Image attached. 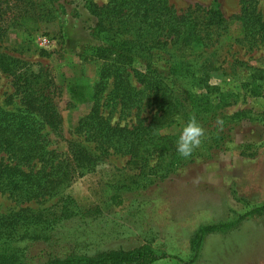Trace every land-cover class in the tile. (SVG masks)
Listing matches in <instances>:
<instances>
[{"label":"rangeland","instance_id":"rangeland-1","mask_svg":"<svg viewBox=\"0 0 264 264\" xmlns=\"http://www.w3.org/2000/svg\"><path fill=\"white\" fill-rule=\"evenodd\" d=\"M93 1L99 7L108 2ZM169 2L178 12L208 9L214 2L220 6L226 28L212 49L217 51L220 71L210 83L221 88L213 98V113L224 101L226 116H239L233 120L234 139L226 150L208 153L200 144L192 156H175V162L182 159L179 165L172 164L175 157H151L147 166L132 163L130 156L96 148L76 133L92 108L90 97L102 65L85 54L88 47L101 44L91 36L97 18L83 2L67 3L62 10L37 0L36 11L28 18L2 16L0 53L21 60L33 71H45L58 87L63 124L59 136H50L53 146L67 152L68 141L75 139L102 155L95 172L77 177L59 195L18 203L0 193V214L45 211L49 221L2 245L13 264H46L53 258H88L138 248H149L161 257L153 264H264V211L260 210L264 207V95L250 97L243 86L248 78L264 76V43L254 45L244 39L239 0ZM259 9L264 12V0H259ZM78 87L85 89L87 101L71 96L70 89ZM111 91L112 85L106 93ZM231 92L244 100L232 103ZM19 98L12 79L0 71V105L17 109ZM102 110L111 124L121 127H132L139 120L148 123L155 113L147 106L140 111L114 106L110 99ZM186 123L179 118L160 134L172 136L176 146ZM66 198L72 201L66 203ZM213 226L220 228L204 236L195 257L194 234Z\"/></svg>","mask_w":264,"mask_h":264},{"label":"trees","instance_id":"trees-1","mask_svg":"<svg viewBox=\"0 0 264 264\" xmlns=\"http://www.w3.org/2000/svg\"><path fill=\"white\" fill-rule=\"evenodd\" d=\"M45 1L62 10L67 3L83 2L97 18L91 36L101 45L88 47L85 54L102 65L90 97L92 108L76 129L85 142L130 156L132 163L147 166L151 157L170 159L178 155L174 138L160 131L182 118L187 122L195 119L202 127L200 144L208 153L231 145L236 125L233 120L239 116H226L228 105L224 101L213 113V98L221 88L210 83L220 71L217 51L212 49L219 45L226 28L217 2L208 9L196 7L178 12L169 0H108L102 7L93 0ZM36 2L0 0V24L7 14L28 18L36 11ZM239 3L238 20L244 39L250 44H263L264 12L259 9V0ZM0 71L12 79L15 93L20 96L17 109L0 105V193L18 203L42 200L59 195L77 177L95 172L102 155H95L83 142L69 140L67 152L53 146L50 136L60 135L63 120L57 103L58 87L51 76L2 53ZM110 85L112 91L107 94ZM243 86L248 96L262 97L264 76L248 78ZM70 92L78 102L87 101L84 88H72ZM231 94L235 98L232 103L244 100L239 93ZM109 99L114 106L138 111L147 106L155 113L148 123L139 120L132 127L113 125L102 110ZM175 159L172 164L182 161ZM260 210L264 211V207ZM44 214L45 211L35 214L29 209L0 214V264H13L3 254L4 244L33 227L49 224ZM219 228L204 227L194 234L191 245L195 257L204 236ZM160 259L153 250L138 248L88 258H53L46 264H153Z\"/></svg>","mask_w":264,"mask_h":264},{"label":"clouds","instance_id":"clouds-1","mask_svg":"<svg viewBox=\"0 0 264 264\" xmlns=\"http://www.w3.org/2000/svg\"><path fill=\"white\" fill-rule=\"evenodd\" d=\"M204 130L199 123L193 119L187 122L178 135L176 141V151L182 157H189L200 145Z\"/></svg>","mask_w":264,"mask_h":264},{"label":"crops","instance_id":"crops-1","mask_svg":"<svg viewBox=\"0 0 264 264\" xmlns=\"http://www.w3.org/2000/svg\"><path fill=\"white\" fill-rule=\"evenodd\" d=\"M90 39H91V38H90ZM91 40H92V39H91ZM86 42H88V43H89V42H91V41H90V40H88V41H86Z\"/></svg>","mask_w":264,"mask_h":264}]
</instances>
